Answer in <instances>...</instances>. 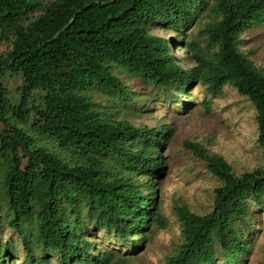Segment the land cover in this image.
<instances>
[{
	"label": "trees",
	"instance_id": "1",
	"mask_svg": "<svg viewBox=\"0 0 264 264\" xmlns=\"http://www.w3.org/2000/svg\"><path fill=\"white\" fill-rule=\"evenodd\" d=\"M202 17L195 35L203 44L195 35L185 41L193 65L182 68L173 39L151 28L183 35ZM262 22L264 0H0V76L16 71L26 94H36L30 125L51 144H34L9 122L0 84V183L23 264H125L164 227L154 185L170 123L136 126L113 115L141 116L151 90L171 98L198 84L214 96L230 85L252 107L264 148V71L237 46ZM11 107L29 112L23 101ZM182 146L219 184L203 214L173 204L179 234L164 264H236L242 237L234 223L248 221L249 203L263 198L264 166L235 174L201 143ZM97 232L125 251L98 242ZM13 252L0 239V264H14Z\"/></svg>",
	"mask_w": 264,
	"mask_h": 264
},
{
	"label": "rangeland",
	"instance_id": "2",
	"mask_svg": "<svg viewBox=\"0 0 264 264\" xmlns=\"http://www.w3.org/2000/svg\"><path fill=\"white\" fill-rule=\"evenodd\" d=\"M207 20L208 17H202L191 24L183 35L158 27L151 28V32L161 37L172 38L171 54L182 68H189L193 61L184 43L190 36H194L196 30ZM194 38L203 44L202 37L195 35ZM239 40L237 46L240 51L246 54L256 67L264 71V23H259L257 28L244 30L239 35ZM21 83V76L16 71H8L0 76V84L4 87L1 94L9 103L5 107L8 120L21 127L34 144L50 148L51 144L48 143L47 137L36 132L30 125L33 119L30 106L35 103L32 95L35 97L36 94H26ZM186 92L181 95L172 92L170 94L172 97L168 98L161 91L151 90L146 98L144 107L146 109L141 116L123 112L113 113L115 117L122 116L136 126L143 124L157 127L165 122L170 123L172 129L171 138L159 151L165 171L155 180L157 185H154L156 195L160 198L165 225L154 230L149 243L145 244L142 251L140 250L137 259H130L125 264H164L163 256L177 243L179 234V225L172 209L174 203L185 204L197 214L209 210L211 191L219 184L218 179L206 171L201 160L183 148L182 140L201 143L208 151L225 160L235 174L254 166H264V148L255 141L254 111L245 98L239 96L230 85L222 86L219 93L214 96L202 93L198 84L190 86ZM175 95L177 97H174ZM180 100H189L191 103L188 106L182 104ZM18 101L26 104L29 108L28 113L19 116L17 112L14 114L15 110L11 106ZM139 104L138 102L137 106ZM258 199L261 200L248 205L251 210L248 221L236 219L234 223L236 234L241 233L242 237L236 264H264V195ZM5 205L0 183V239L14 247V264H23V252L18 243V236L7 225ZM34 218L33 215L30 219L33 230ZM94 238L108 247L121 251L126 249L125 245L117 242L111 235L97 232ZM51 262H54L53 258ZM215 264L223 263L218 259Z\"/></svg>",
	"mask_w": 264,
	"mask_h": 264
}]
</instances>
